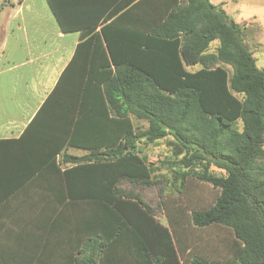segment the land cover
Listing matches in <instances>:
<instances>
[{
	"label": "trees",
	"instance_id": "trees-1",
	"mask_svg": "<svg viewBox=\"0 0 264 264\" xmlns=\"http://www.w3.org/2000/svg\"><path fill=\"white\" fill-rule=\"evenodd\" d=\"M108 1V22L97 34L105 63H95L92 53L82 68L75 93L81 112L70 128L65 118L49 121L43 113L63 104L59 90L73 63L22 134L0 139V148L27 161L16 185L53 167L66 197L107 207L108 221L127 228L153 264H264V68L244 40V25L210 0ZM137 8L143 25L123 20ZM131 117L147 126L135 127ZM161 143L166 158L149 162L144 148ZM192 179L218 193L208 207L188 208L187 220L196 228L229 229L227 258L185 257L178 228L184 207L175 208L177 228L157 218L167 210L165 193H181ZM103 250L78 264H102Z\"/></svg>",
	"mask_w": 264,
	"mask_h": 264
},
{
	"label": "crops",
	"instance_id": "crops-1",
	"mask_svg": "<svg viewBox=\"0 0 264 264\" xmlns=\"http://www.w3.org/2000/svg\"><path fill=\"white\" fill-rule=\"evenodd\" d=\"M183 1L178 0V3ZM52 2L57 15L48 0H19L16 5L11 1L6 3L16 6V10L8 15L1 37L0 139L18 138L22 134L56 87L64 70L73 63L59 90L63 104H50L43 113V118L49 121L55 116L65 118L69 129L70 119H77L81 112L75 109V103L79 107L81 101L75 93L78 92L82 68H87L92 53L95 54V63L97 60L105 63L97 34L100 35L101 26L108 22L104 19L111 8L109 1ZM210 2L221 5L240 25L249 21L244 25V40L251 51L253 48L260 50L257 45L261 44L257 40L264 36V13L258 14L254 9L246 12L241 0ZM247 3L252 5L254 2ZM123 20L139 26L143 25L145 16L137 8ZM254 20L257 23L253 27L251 23ZM85 40H88L87 44L76 54L77 46ZM131 120L135 127L147 126L146 120L136 117H131ZM90 130L88 126L87 131ZM1 145L5 144H0V147H5ZM156 148L162 150L165 146L161 143ZM145 149L149 162L157 165L168 154L162 150V154L152 155L157 149ZM67 151L74 155L86 153L85 149L77 147H68ZM26 162L12 157L6 148H0V264L90 262L97 258L99 246L104 248L102 264H153L154 257L136 250L127 228L108 221L107 207L92 199L66 197L62 178L53 167L24 177L16 185L24 174L20 166ZM28 162L31 163L30 160ZM173 207L168 202L167 210L157 216L160 223L168 228H171V223L176 226ZM178 228L183 231L185 257L189 260L193 255L205 257L202 253L192 252L193 246L182 222Z\"/></svg>",
	"mask_w": 264,
	"mask_h": 264
},
{
	"label": "rangeland",
	"instance_id": "rangeland-1",
	"mask_svg": "<svg viewBox=\"0 0 264 264\" xmlns=\"http://www.w3.org/2000/svg\"><path fill=\"white\" fill-rule=\"evenodd\" d=\"M11 1L14 5L17 4L19 0H0V52L2 47L1 37L2 30L4 28L5 21L8 18V15L16 10V6L6 4ZM243 8H246L249 12L250 10H256V13H264V0H241ZM253 1L254 3L249 4L247 2ZM263 5H262V4ZM233 5V3H231ZM250 6L249 8H247ZM232 8V7H230ZM235 17V16H234ZM236 19V18H235ZM237 21V20H235ZM257 21L254 20L251 23V26L254 27ZM249 24V21L245 22ZM251 27L250 29H252ZM254 32V31H253ZM258 49L253 48L252 52L256 58V65L258 68H264V36L261 35L258 37ZM217 41H213L215 45ZM262 48V49H261ZM163 151L165 148H161ZM162 150L157 149L152 155L162 154ZM79 151V150H76ZM159 152V153H158ZM218 190L213 188L209 183L200 182L195 179L187 181L183 191L175 195L166 197V204L174 205V212L177 206L184 207L185 215L182 216V224L186 231L188 240L192 243V252L193 253H202L205 257L210 259H224L230 255V245L233 241L232 232L226 227L222 226H210L207 228H196L191 225L187 220V215L189 214L188 208H197L203 209L208 207L213 203L217 196Z\"/></svg>",
	"mask_w": 264,
	"mask_h": 264
}]
</instances>
